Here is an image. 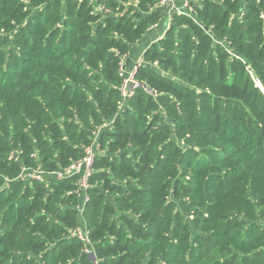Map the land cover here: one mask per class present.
<instances>
[{"label":"trees","instance_id":"1","mask_svg":"<svg viewBox=\"0 0 264 264\" xmlns=\"http://www.w3.org/2000/svg\"><path fill=\"white\" fill-rule=\"evenodd\" d=\"M128 1L0 0V264H264V0L169 14L123 97L166 17ZM94 135L81 212L77 175L16 179Z\"/></svg>","mask_w":264,"mask_h":264},{"label":"built area","instance_id":"2","mask_svg":"<svg viewBox=\"0 0 264 264\" xmlns=\"http://www.w3.org/2000/svg\"><path fill=\"white\" fill-rule=\"evenodd\" d=\"M137 3H138V0H129L127 2V4L133 8L137 7ZM191 3H192V0H183L180 4H177L175 0H158L156 7H159V8L167 7L170 13H173V12L191 13L193 11V8H192L193 6ZM99 9L103 10L105 13L109 12V10L106 9L104 5H101ZM169 20L170 18H168L167 23ZM156 26L157 24L154 23L148 27V30H151L155 28ZM143 52L138 55V57L136 58L135 62L130 67V69H127V67L125 66V62H124L125 58H123L119 63L118 74L121 77H123V83L121 86V93L123 97H125L126 95H129L131 88L135 85L133 75L135 71L143 64ZM98 150H99V144L98 142H96V135H94L93 143L91 144L90 147L86 149L85 155L79 161L71 164L70 166L64 168L61 171H53L50 173L44 172L39 167L34 168V169L22 167L16 179L22 182L23 181L30 182L34 180L43 181L46 178V176H49L52 179L64 180V179H69L73 175H77V179L75 181L76 192L78 196H80L81 198V203L77 207V209L79 210V212H81L83 210L85 203L88 201V195H87V190L89 188L88 181H89V176L91 174L94 156ZM70 236L72 237L76 236L77 238L84 240L85 242H89V240L85 237L82 231H79V230L71 232ZM84 251L85 253L91 254V250L85 249Z\"/></svg>","mask_w":264,"mask_h":264},{"label":"crops","instance_id":"3","mask_svg":"<svg viewBox=\"0 0 264 264\" xmlns=\"http://www.w3.org/2000/svg\"><path fill=\"white\" fill-rule=\"evenodd\" d=\"M175 1H176L177 4H180L183 0H175ZM164 10L166 12L165 20L162 23L159 22V24H157V26L155 28L151 29V31L148 32L143 37V39L141 41H139V43L137 44V47L131 52L130 56L128 55V56L125 57L124 62L129 57V62H131V66H132L133 63L135 62V60L133 61V58L138 56L141 53V51L143 52L150 45V43H152V42L156 41L157 39L161 38V36L163 35V31H164L163 23H167V20L169 18V14H171L168 11L167 7H165Z\"/></svg>","mask_w":264,"mask_h":264},{"label":"rangeland","instance_id":"4","mask_svg":"<svg viewBox=\"0 0 264 264\" xmlns=\"http://www.w3.org/2000/svg\"><path fill=\"white\" fill-rule=\"evenodd\" d=\"M162 264H164V262H162Z\"/></svg>","mask_w":264,"mask_h":264}]
</instances>
